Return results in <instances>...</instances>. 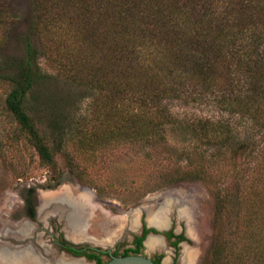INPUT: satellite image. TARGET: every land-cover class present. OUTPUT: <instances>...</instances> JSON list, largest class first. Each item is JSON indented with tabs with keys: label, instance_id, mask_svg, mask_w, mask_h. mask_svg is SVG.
Here are the masks:
<instances>
[{
	"label": "trees",
	"instance_id": "16d2710c",
	"mask_svg": "<svg viewBox=\"0 0 264 264\" xmlns=\"http://www.w3.org/2000/svg\"><path fill=\"white\" fill-rule=\"evenodd\" d=\"M0 84L8 87L7 110L44 165L55 166L68 142L95 164L97 153L118 157L121 146L164 142L169 128L185 132L193 144L187 161L200 163L196 179L213 199L202 264H264V0H0ZM60 84L80 98L62 96ZM206 92L257 126L256 141L224 118L173 114L171 102ZM86 99L88 113L80 110ZM236 160L240 170L255 161L249 180L212 187L204 168ZM56 181L51 188L60 174ZM144 238L115 256L143 255ZM184 240L178 235L174 246Z\"/></svg>",
	"mask_w": 264,
	"mask_h": 264
},
{
	"label": "rangeland",
	"instance_id": "374dc122",
	"mask_svg": "<svg viewBox=\"0 0 264 264\" xmlns=\"http://www.w3.org/2000/svg\"><path fill=\"white\" fill-rule=\"evenodd\" d=\"M14 46L9 44V50ZM194 89L199 92L197 87ZM58 90L62 96L69 93L75 99L81 96L64 84H60ZM7 92V85L0 84V264H38L32 257L42 248L40 243L46 242L45 250H52V244L48 242L52 229L61 237L64 229L70 240L79 242L90 236L95 239V244L111 247L116 242L113 233L126 230L134 217L138 224L142 211L150 225L151 212L160 218L163 215L166 226L160 232L173 226L177 233L186 235L187 240L181 243L178 264H184L182 256L186 248L194 252V264H202V256L213 234V199L207 185L196 179L200 163L191 166L187 161L186 151L192 149L193 144L185 132L169 128L164 142L151 148L142 144L132 148L121 146L118 157L110 156L111 151L100 152L104 155L97 153L95 164L86 162L68 142L64 151L56 154L55 166L44 165L27 134L7 110ZM187 97V101L171 102L176 117L224 118L242 138L250 136L256 141L258 127L222 109L220 96L206 92L197 100L191 99V95ZM89 102L90 99H86L80 106L81 112L88 113ZM214 148L202 146L198 150L211 153ZM101 160L105 161V166L99 163ZM254 165L255 161L249 160L241 170L238 165L225 163L217 164L213 169L204 168V171L212 187L223 190L237 181L249 180ZM58 174L61 183L51 188L57 184ZM34 188L39 196V218L36 222H18L23 213V198ZM46 202L53 203L50 210L43 211ZM87 211L89 213L85 214ZM83 222L88 224L87 230L79 227ZM76 227L79 230H74ZM43 230L44 238L39 234ZM128 239L120 244V254L131 245ZM36 241L40 248L34 244ZM143 255L151 259L162 255L163 264H172L175 249L161 245L151 250L146 243ZM102 260L107 263L110 258L103 257Z\"/></svg>",
	"mask_w": 264,
	"mask_h": 264
},
{
	"label": "flooded vegetation",
	"instance_id": "af4514ba",
	"mask_svg": "<svg viewBox=\"0 0 264 264\" xmlns=\"http://www.w3.org/2000/svg\"><path fill=\"white\" fill-rule=\"evenodd\" d=\"M28 192H29V190H28ZM32 213H35V219H33L30 216ZM88 213H89V211H87L85 214H88ZM38 218H39V196L37 195V191H35L34 193L29 192V195L25 196L23 198V213L19 217L18 222H22V221H26V220H28L30 222H36ZM49 222L50 221H48V224L50 225L51 223H49ZM130 223L131 222H128L126 230H124V232H122L121 236H119V238L116 240L115 244L111 247H106V246H103L102 244H95V242H94L95 239L93 237H90V236H87V238H85L84 240H81L79 242H75L74 240H70L67 237L64 229L62 230L64 232L62 237H61V234L54 232L55 230H53V229L51 231H49L51 239L48 242L49 243L51 242V244H52L51 245V248H52L51 251L58 256H60V255L70 256L71 258H74L77 260L78 259H84L86 264H97V262L95 260L88 259L86 254H94L96 256H99L101 259L103 257H108L111 259V257L113 255H115L116 252L119 253L120 244L124 243L128 237H129L128 242L131 243V245H128V247L125 250L135 248L134 242L136 240V237L142 238L145 236V238L143 240L144 247H146V243L148 242V239H150L151 237H158L161 240V245L163 247H166L168 249L169 248L175 249V257L178 256V261H179V252L181 251L180 247H181V243L183 241L178 242L177 246H174V242H177V236L181 235L183 233H181V234L177 233L173 229V226H171V228L169 230L165 229V231H163V232H172L173 233V237L168 239L165 235L162 234L163 232H160V230H157L156 228H154L156 226L153 225L154 227H152V225H150L147 222V219L145 217L144 212H142V216L139 219L138 224L136 225L135 228H132L130 226ZM128 226H130V227H128ZM168 227H169V224H168ZM104 228H107V227H104ZM148 228L156 229L160 233L149 232L146 234V229H148ZM117 231L119 232V230H116L113 233L114 234L113 236H118ZM116 232H117V234H115ZM39 234H41V237L44 238V235L46 233L43 230V232L41 231ZM63 239L66 242H64ZM45 243L46 242H43V244H39L42 246V248L39 251H41L43 256L46 255L45 248H46L47 244H45ZM34 244H36V246H37L38 245L37 241L34 242ZM167 244H168V246H167ZM39 245L37 246L38 248H40ZM75 253H81V254L76 255ZM173 262H174V260H173ZM162 263H163V261H162Z\"/></svg>",
	"mask_w": 264,
	"mask_h": 264
},
{
	"label": "bare ground",
	"instance_id": "6f19581e",
	"mask_svg": "<svg viewBox=\"0 0 264 264\" xmlns=\"http://www.w3.org/2000/svg\"><path fill=\"white\" fill-rule=\"evenodd\" d=\"M51 203H53V202H51ZM51 203L50 202H46L44 204V206H43V211L50 210L51 209V207H50ZM161 215H162V213H161ZM148 219L151 221L152 226L153 225L156 226V228H158L160 231H162V228H164L166 226V220L163 218V215L160 218L157 213L151 212L149 214ZM130 225H131L132 228L136 227V225H137L136 217L133 218V220L130 223ZM74 230H79V229H78V227H76ZM147 245H148V248L151 249V250L152 249H156L157 247L161 246V240L158 237H151L150 239H148ZM182 257L184 259V264H194V259H195L194 252L190 251V249H188V248L184 249ZM83 260L84 259L75 260V261L71 262L70 264H85V262Z\"/></svg>",
	"mask_w": 264,
	"mask_h": 264
},
{
	"label": "crops",
	"instance_id": "0c3cea01",
	"mask_svg": "<svg viewBox=\"0 0 264 264\" xmlns=\"http://www.w3.org/2000/svg\"><path fill=\"white\" fill-rule=\"evenodd\" d=\"M87 225L88 224L83 222L81 225H79V227H83V229L85 228V230H87V227H88ZM128 227H130V226H128ZM123 231L124 230H119L118 236H114V240H117L119 238V236H121ZM75 242H77V241H75ZM45 253H46V255L43 256L41 251H38V252H36V254H34L32 259L34 261H36L38 264H41L42 262H43V264H69V263L77 260V259L71 258L70 256H65V255L58 256V255L54 254L51 250H45ZM78 260H80V259H78ZM83 261L85 262V260H83ZM85 264H86V262H85Z\"/></svg>",
	"mask_w": 264,
	"mask_h": 264
},
{
	"label": "water",
	"instance_id": "95a60500",
	"mask_svg": "<svg viewBox=\"0 0 264 264\" xmlns=\"http://www.w3.org/2000/svg\"><path fill=\"white\" fill-rule=\"evenodd\" d=\"M156 229L159 230L158 228ZM106 264H157V263L147 255L130 254L126 256L113 255Z\"/></svg>",
	"mask_w": 264,
	"mask_h": 264
}]
</instances>
